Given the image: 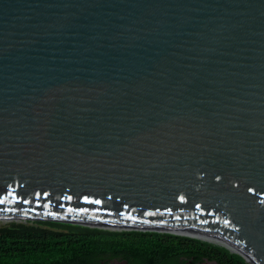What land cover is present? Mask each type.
<instances>
[{
	"label": "water",
	"instance_id": "obj_1",
	"mask_svg": "<svg viewBox=\"0 0 264 264\" xmlns=\"http://www.w3.org/2000/svg\"><path fill=\"white\" fill-rule=\"evenodd\" d=\"M27 221L264 264V0H0V227Z\"/></svg>",
	"mask_w": 264,
	"mask_h": 264
},
{
	"label": "trees",
	"instance_id": "obj_2",
	"mask_svg": "<svg viewBox=\"0 0 264 264\" xmlns=\"http://www.w3.org/2000/svg\"><path fill=\"white\" fill-rule=\"evenodd\" d=\"M249 264L236 252L196 238L112 231L60 222L0 227V264Z\"/></svg>",
	"mask_w": 264,
	"mask_h": 264
},
{
	"label": "flooded vegetation",
	"instance_id": "obj_3",
	"mask_svg": "<svg viewBox=\"0 0 264 264\" xmlns=\"http://www.w3.org/2000/svg\"><path fill=\"white\" fill-rule=\"evenodd\" d=\"M108 264H126V261H120V260H117V259H112L111 262H109Z\"/></svg>",
	"mask_w": 264,
	"mask_h": 264
},
{
	"label": "snow or ice",
	"instance_id": "obj_4",
	"mask_svg": "<svg viewBox=\"0 0 264 264\" xmlns=\"http://www.w3.org/2000/svg\"><path fill=\"white\" fill-rule=\"evenodd\" d=\"M25 202H27V201H25ZM96 203H97V204H99V203H100V201H99V200H97V201H96Z\"/></svg>",
	"mask_w": 264,
	"mask_h": 264
}]
</instances>
